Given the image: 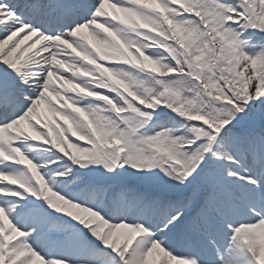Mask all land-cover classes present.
Masks as SVG:
<instances>
[{"label":"snow or ice","instance_id":"snow-or-ice-1","mask_svg":"<svg viewBox=\"0 0 264 264\" xmlns=\"http://www.w3.org/2000/svg\"><path fill=\"white\" fill-rule=\"evenodd\" d=\"M0 264H264V0H0Z\"/></svg>","mask_w":264,"mask_h":264}]
</instances>
